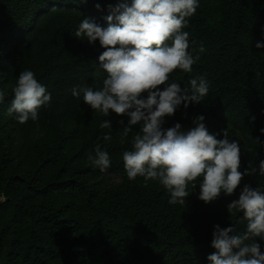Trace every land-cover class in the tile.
<instances>
[{
    "label": "trees",
    "instance_id": "obj_1",
    "mask_svg": "<svg viewBox=\"0 0 264 264\" xmlns=\"http://www.w3.org/2000/svg\"><path fill=\"white\" fill-rule=\"evenodd\" d=\"M119 2L0 0V193L6 196L0 264H208L214 225L244 230L242 213L226 208L235 195L206 204L197 184L184 206L170 205L157 183L129 181L121 155L138 129L122 145L120 122L127 116L104 117L72 96L73 86L95 89L105 76L98 60L104 49L77 38L76 27L86 17L107 26L109 5ZM185 31L188 50L196 55L203 45L205 51L191 73L176 70L170 80L205 77L209 94L201 104L181 106L164 126L190 128L203 114L210 131L224 130L240 142L241 171L258 166L264 159V49L255 43L264 40V0H200ZM29 69L52 99L37 121L20 124L7 108L19 73ZM105 119L111 128L99 127ZM97 145L111 155L106 172L88 165ZM243 182L264 185V176L257 172Z\"/></svg>",
    "mask_w": 264,
    "mask_h": 264
},
{
    "label": "clouds",
    "instance_id": "obj_2",
    "mask_svg": "<svg viewBox=\"0 0 264 264\" xmlns=\"http://www.w3.org/2000/svg\"><path fill=\"white\" fill-rule=\"evenodd\" d=\"M199 7L200 0H120L109 5L110 14L104 18L107 26L92 18L81 19L74 35L90 45L99 42L104 49L98 56L99 67L105 76L102 86L75 85L71 94L104 117L110 112L127 116L126 123L120 122L122 145L138 129L130 149L121 155L129 181L141 177L145 187L157 183L168 193L170 205L184 206L197 184L198 198L206 204L221 194L237 197L226 208L231 215L242 213L244 230L238 233L235 225H214L210 242L214 251L207 256L208 264H264V185L242 183L244 176L257 172L264 176V159L241 171L240 142L224 130L210 131L203 114L192 118L190 128L179 122L164 126L181 106L186 110L201 104L209 94L210 82L205 77L190 78L187 84L170 80L176 70L191 73L199 53L205 51L201 45L193 55L188 50L190 33L185 31ZM255 47L264 49V40L256 41ZM12 94L7 113L20 124L37 121L39 109L52 99L30 69L19 73ZM4 97L0 90V102ZM99 127L111 128V121L105 119ZM260 131L264 133V128ZM111 139V134L104 135V140ZM87 162L101 172L112 166L111 155L99 145ZM5 199L0 193V203Z\"/></svg>",
    "mask_w": 264,
    "mask_h": 264
},
{
    "label": "rangeland",
    "instance_id": "obj_3",
    "mask_svg": "<svg viewBox=\"0 0 264 264\" xmlns=\"http://www.w3.org/2000/svg\"><path fill=\"white\" fill-rule=\"evenodd\" d=\"M113 179L115 180L116 183L121 182V178L119 176H113Z\"/></svg>",
    "mask_w": 264,
    "mask_h": 264
}]
</instances>
